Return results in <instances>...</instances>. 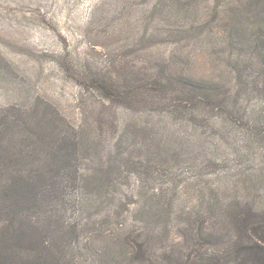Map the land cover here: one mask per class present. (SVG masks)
Returning <instances> with one entry per match:
<instances>
[{
    "label": "rangeland",
    "instance_id": "rangeland-1",
    "mask_svg": "<svg viewBox=\"0 0 264 264\" xmlns=\"http://www.w3.org/2000/svg\"><path fill=\"white\" fill-rule=\"evenodd\" d=\"M234 1L0 0V126L5 148L0 161V229L10 225L11 211L25 212L11 224L34 232L40 254L58 264H100L96 254L89 256L83 250L84 230L78 241L64 237L63 226L90 214L80 212L81 193L67 168L73 161L60 151L61 139L79 124L84 137L104 144L106 157L123 131L128 139L135 135L130 151L140 165L132 169L130 185L158 189L162 201L178 200L181 208L203 214L209 208L199 207L201 191L209 200L214 185L230 203L240 194L248 202L264 204L261 171L251 163L242 167L245 159L237 155L247 149L241 130L222 119L215 129L199 128L186 123L181 111L175 119L112 103L101 89L108 83L132 87L139 74L165 69L161 66L165 59L170 62L167 69L176 74L187 72L233 87L238 100H244L237 104L236 119L263 116L264 99L257 91L264 87L262 54L253 52L254 68L247 71L251 78L238 77L245 68L233 56L240 57L241 51L223 40V11ZM261 24V19H251L249 33L260 35ZM249 53L246 50L241 57L247 59ZM204 136L214 144L205 148L206 155L200 147ZM146 137L153 139L152 146L140 149ZM159 139L175 141L183 156L176 158L173 150L169 154L163 146L157 147ZM156 149L163 152L158 163L152 153ZM236 156V162L225 167L200 172L201 164H211V158L228 161ZM90 165L85 161L79 167ZM19 176L36 179L39 211L17 204L26 193L20 190ZM214 199L212 195L211 206ZM35 221L37 227L32 226ZM101 242L95 240L88 247L97 252Z\"/></svg>",
    "mask_w": 264,
    "mask_h": 264
},
{
    "label": "trees",
    "instance_id": "trees-1",
    "mask_svg": "<svg viewBox=\"0 0 264 264\" xmlns=\"http://www.w3.org/2000/svg\"><path fill=\"white\" fill-rule=\"evenodd\" d=\"M223 12L226 14L223 40L234 49H239L241 56L246 50L250 51L247 59L233 56L235 62H243L245 68L238 77L249 79L252 75L247 71L254 68L253 52L261 53L264 58V0H235ZM249 18L261 19L260 35L249 33ZM169 63L164 59L161 66L165 69L158 67L160 71L138 73L139 78L134 80L132 87L117 88L108 83L110 85L106 89H101L110 102L136 106V110L164 114L165 117L173 115L175 119L181 111V118L186 123L199 128L215 129L219 119L224 120L241 130L243 135L247 149L236 153L238 158L245 159L242 167L249 163L255 165L254 170L261 171L264 179V115L257 119L254 114L236 119L237 104L244 100H238L239 94L233 93V87H224L216 80L194 77L187 72L176 74L170 71L172 68L167 69ZM257 91L264 99L263 85L257 87ZM123 132L122 137L109 146L107 157L103 153L104 144L98 140L94 142L96 139L91 136L84 137L85 129L80 124L73 125L69 137L61 139L60 151L63 150L65 158H72L73 162L67 168L71 169L74 187L81 193L77 205L82 215L87 211L90 213L88 218L80 215V220L63 226L66 230L64 237L71 241L73 236L78 241L84 230L87 237L84 238L83 250L89 256L96 254V262L100 264H264L263 203L248 202L240 194L230 203L213 185L209 189V200L206 199L208 194L201 191L199 207L206 205L209 208L201 214L181 208L178 200H160L158 189L130 185L132 169L139 168L140 160L134 158L130 151L135 147L130 142L135 140V135H130L128 139V132ZM3 135L1 125L0 161L5 153L1 143ZM152 140L146 137L140 149L152 146ZM202 142L200 147L202 150L204 147L206 155L208 149L205 148L213 146V140L204 136ZM160 145L169 154L173 150L176 158L183 156L178 153L180 146L175 141L159 139L156 146ZM152 151L156 152L152 153L158 163L163 152L158 149ZM150 157L152 162L154 158ZM211 159V164H201L200 172L211 166L225 167L229 161L236 162L237 156L228 161ZM85 161L91 163L89 169L79 167ZM249 179L253 176L250 175ZM18 181L20 190L26 193L23 197L19 196L17 204L26 203L27 210L39 211L36 179L31 181L19 176ZM212 195L214 206L209 203ZM23 213L11 211L10 225L0 229V264H58L38 252L41 244L34 240L33 231L23 226L15 228L11 224ZM32 226L37 227L38 221ZM95 240H102L97 245V252L88 247ZM216 242L221 246L219 250Z\"/></svg>",
    "mask_w": 264,
    "mask_h": 264
}]
</instances>
